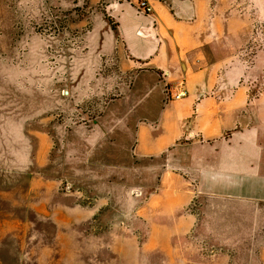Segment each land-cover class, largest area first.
Instances as JSON below:
<instances>
[{
  "label": "rangeland",
  "instance_id": "rangeland-1",
  "mask_svg": "<svg viewBox=\"0 0 264 264\" xmlns=\"http://www.w3.org/2000/svg\"><path fill=\"white\" fill-rule=\"evenodd\" d=\"M155 1L185 33L214 15L207 38L222 26L235 46L233 32L249 27L241 116L256 145L227 130L140 153L137 127L166 105L167 75L140 72L142 57L160 64L164 52L144 56L105 11L133 2L0 0V264H257L243 247L259 232L244 220L264 217V0ZM142 29L165 45L155 21ZM167 172L179 177L174 193L162 191ZM173 201L187 232L176 250L163 222Z\"/></svg>",
  "mask_w": 264,
  "mask_h": 264
},
{
  "label": "crops",
  "instance_id": "crops-1",
  "mask_svg": "<svg viewBox=\"0 0 264 264\" xmlns=\"http://www.w3.org/2000/svg\"><path fill=\"white\" fill-rule=\"evenodd\" d=\"M146 1L152 7V11L149 13L144 12L138 5V0H130L133 3L118 2L117 6L110 5L105 11L116 18L114 23L119 28L121 27L129 45L143 50L144 56L152 55L154 57L164 52L165 59L160 64L156 63L155 59L146 63L149 57H142L146 66H141L140 72L142 70L148 71L153 75L166 73L165 92L175 94L183 89L185 95L166 101L163 100V97L165 98L164 88L162 90L158 87L160 102H164L166 105L161 106L156 117L146 119V121L142 120V123L138 125L136 131L137 150L142 154H158L168 147L178 145L183 137H187L189 141L194 138L195 140L197 138L206 140L215 138L227 130L232 136L231 141L236 138L238 143L242 141L255 146L258 134L257 126L254 122L250 129L256 132L250 130L245 132L247 130L246 121L241 116L242 112L248 110L244 106L247 89L243 83H240L242 77L245 76L239 72L242 66L240 51L245 46L243 43H246L247 40L243 34L249 32V27L243 23L237 31L233 32L239 38V42L235 43L234 46L228 38L232 35L231 30L226 29L225 32L222 26L216 29L219 30L220 36L217 35L216 30H210L212 34L214 33V38H207L209 26L212 25L214 28V15H211L212 18H209V15L206 16L208 19L206 21L210 22L209 26L205 23V29L200 30V33L189 34L182 30L180 27L182 24L172 20L168 6L164 7L155 0ZM187 1L192 3L190 5L194 7L195 0H164V2H169L172 5H180V7L187 6ZM193 13L196 14L195 11ZM152 21H155L156 26L158 25L159 33L165 35L164 46L160 44L157 47L158 45L152 43L149 38L141 36L143 33L141 28L144 27V23L150 25ZM176 30H180V32L177 34L175 33ZM109 35L113 38V33ZM234 57H238L237 60H231ZM147 65L151 67H147ZM126 67L131 66L126 64ZM179 82L180 86H178ZM244 124L245 127L241 130ZM247 133L251 136L248 139L245 137ZM246 151L248 150H241V152ZM166 176L168 178L163 179L162 191L174 193L176 191L174 188L181 185L178 182L179 177L173 175L172 172H167ZM166 204L167 209L172 210L171 215L166 216L163 221L164 226L166 224L165 230L167 232L165 238L168 246L166 247L176 250L179 244L177 242L187 235L186 230L182 227L183 220H179L183 207L174 201ZM200 221L194 222L195 229L196 224H201ZM248 224L251 225L250 230H259V232H257V236L250 233L253 236V241L251 246L243 247L244 257H255L257 264H264V217L252 216L244 220V225L249 226ZM161 225L163 226V224ZM194 225H191L190 229L192 226L194 228ZM229 243L231 242L229 241ZM221 246L227 248L224 244ZM162 247L160 243V248ZM228 247H231L230 244ZM236 250L237 255L240 254L239 249ZM250 262L252 263V260Z\"/></svg>",
  "mask_w": 264,
  "mask_h": 264
},
{
  "label": "built area",
  "instance_id": "built-area-1",
  "mask_svg": "<svg viewBox=\"0 0 264 264\" xmlns=\"http://www.w3.org/2000/svg\"><path fill=\"white\" fill-rule=\"evenodd\" d=\"M139 6L144 10V12L149 13L152 11V7L150 6V4L146 1V0H142L139 3ZM169 95L171 96L172 94L169 93ZM185 95V90L181 89L178 92H176L175 94H173V96L175 98H179L181 96Z\"/></svg>",
  "mask_w": 264,
  "mask_h": 264
}]
</instances>
